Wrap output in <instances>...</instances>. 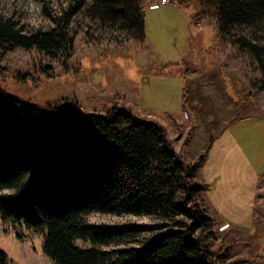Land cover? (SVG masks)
Segmentation results:
<instances>
[{"label":"rangeland","instance_id":"rangeland-1","mask_svg":"<svg viewBox=\"0 0 264 264\" xmlns=\"http://www.w3.org/2000/svg\"><path fill=\"white\" fill-rule=\"evenodd\" d=\"M82 1L0 0V28L19 37L48 34L58 25L54 18ZM160 1L145 0V45L102 25L86 5L69 24L70 51L0 41V89L40 108L74 101L89 111L132 107L164 125L190 163L207 151L198 181L208 188L204 199L220 240L217 255L227 256L218 263L264 264L262 69L252 54L220 37L203 0H180L168 12ZM86 221L153 223L148 216L98 213ZM4 229L0 217V248L12 264H55L43 250V236Z\"/></svg>","mask_w":264,"mask_h":264},{"label":"trees","instance_id":"trees-1","mask_svg":"<svg viewBox=\"0 0 264 264\" xmlns=\"http://www.w3.org/2000/svg\"><path fill=\"white\" fill-rule=\"evenodd\" d=\"M88 1L54 18L58 25L51 33L19 37L0 28V41L70 51L69 24L86 5L102 25L145 45V0ZM203 5L217 20L220 37L252 54L264 75V0H203ZM206 155L190 163L164 125L132 107L89 111L74 101L40 108L0 89L4 233L12 226L43 236V250L55 264L224 263L204 199L208 188L198 181ZM94 213L148 216L153 223L87 222ZM0 264H12L1 248Z\"/></svg>","mask_w":264,"mask_h":264},{"label":"crops","instance_id":"crops-1","mask_svg":"<svg viewBox=\"0 0 264 264\" xmlns=\"http://www.w3.org/2000/svg\"><path fill=\"white\" fill-rule=\"evenodd\" d=\"M173 1V5H176V3L178 2V1H180V0H172ZM182 2V1H181ZM161 5V4H160ZM161 7L163 8V10L165 11V12H168V11H170L171 9H170V5H166V6H162L161 5ZM154 11H156V9H154ZM169 13H171L172 15L174 14V15H176V12L173 10L172 12H169ZM134 82H129V84H133Z\"/></svg>","mask_w":264,"mask_h":264},{"label":"built area","instance_id":"built-area-1","mask_svg":"<svg viewBox=\"0 0 264 264\" xmlns=\"http://www.w3.org/2000/svg\"><path fill=\"white\" fill-rule=\"evenodd\" d=\"M160 4H161L162 6H166V5H173L174 3H173L172 0H161V1H160Z\"/></svg>","mask_w":264,"mask_h":264}]
</instances>
